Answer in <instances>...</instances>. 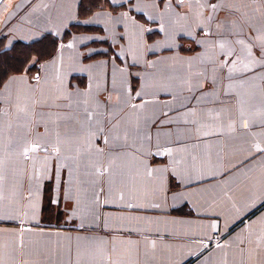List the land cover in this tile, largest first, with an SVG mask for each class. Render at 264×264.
I'll use <instances>...</instances> for the list:
<instances>
[{"label": "crops", "instance_id": "0c3cea01", "mask_svg": "<svg viewBox=\"0 0 264 264\" xmlns=\"http://www.w3.org/2000/svg\"><path fill=\"white\" fill-rule=\"evenodd\" d=\"M85 2H0V264H264V0Z\"/></svg>", "mask_w": 264, "mask_h": 264}, {"label": "trees", "instance_id": "16d2710c", "mask_svg": "<svg viewBox=\"0 0 264 264\" xmlns=\"http://www.w3.org/2000/svg\"><path fill=\"white\" fill-rule=\"evenodd\" d=\"M100 0H86L85 5L88 11L97 8ZM52 44L55 39H50ZM38 46L35 48L23 43H15L10 48H5L0 43V83L11 73L20 71L27 63L31 53H38Z\"/></svg>", "mask_w": 264, "mask_h": 264}, {"label": "snow or ice", "instance_id": "6c2138e0", "mask_svg": "<svg viewBox=\"0 0 264 264\" xmlns=\"http://www.w3.org/2000/svg\"><path fill=\"white\" fill-rule=\"evenodd\" d=\"M180 2L183 3V0H180ZM216 7H217L216 5H212V8H213V9H216ZM237 11H238V9H237ZM240 43L243 44L244 41L241 40ZM221 47H223V45H221ZM261 50H262V52H264V46L261 47ZM22 111H23V110H22ZM36 147H39V146L37 145ZM30 150H31V151H35L36 148L33 147V148H31ZM25 158H27V156H26ZM51 203H59V200H52ZM0 219H3V217H0Z\"/></svg>", "mask_w": 264, "mask_h": 264}, {"label": "built area", "instance_id": "2783aa9c", "mask_svg": "<svg viewBox=\"0 0 264 264\" xmlns=\"http://www.w3.org/2000/svg\"><path fill=\"white\" fill-rule=\"evenodd\" d=\"M213 241L214 242L217 241V236L216 235L213 236Z\"/></svg>", "mask_w": 264, "mask_h": 264}, {"label": "water", "instance_id": "95a60500", "mask_svg": "<svg viewBox=\"0 0 264 264\" xmlns=\"http://www.w3.org/2000/svg\"><path fill=\"white\" fill-rule=\"evenodd\" d=\"M2 0H0V2H1Z\"/></svg>", "mask_w": 264, "mask_h": 264}]
</instances>
